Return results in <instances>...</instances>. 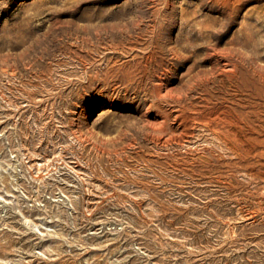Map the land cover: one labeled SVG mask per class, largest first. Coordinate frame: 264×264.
I'll return each mask as SVG.
<instances>
[{
	"label": "rangeland",
	"instance_id": "rangeland-1",
	"mask_svg": "<svg viewBox=\"0 0 264 264\" xmlns=\"http://www.w3.org/2000/svg\"><path fill=\"white\" fill-rule=\"evenodd\" d=\"M263 81L264 0H0V264H264Z\"/></svg>",
	"mask_w": 264,
	"mask_h": 264
},
{
	"label": "bare ground",
	"instance_id": "bare-ground-1",
	"mask_svg": "<svg viewBox=\"0 0 264 264\" xmlns=\"http://www.w3.org/2000/svg\"><path fill=\"white\" fill-rule=\"evenodd\" d=\"M237 1V0H236ZM63 3V2H62ZM65 3V2H64ZM99 4V3H98ZM223 5V4H222ZM224 6H225V4H224ZM226 6H227V4H226ZM227 8V7H226ZM225 9V8H224ZM96 12V11H95ZM106 14V13H105ZM111 13H109V15H110ZM116 14V13H115ZM104 15V14H103ZM106 16V15H105ZM111 16V15H110ZM119 16V15H118ZM92 17V16H91ZM116 17V16H115ZM90 18V17H89ZM93 18V17H92ZM117 19V18H116ZM87 23H88V21H87ZM93 23V22H92ZM80 26V25H79ZM249 29V28H248ZM89 31V30H88ZM81 32V31H80ZM86 32V31H85ZM180 32H182V31H180ZM184 33V32H183ZM83 34V33H82ZM177 36V35H176ZM179 37H180V35H178ZM174 38V37H173ZM178 38V37H177ZM86 39V38H85ZM90 40V39H89ZM177 40V39H176ZM84 41H87V39L86 40H84ZM88 42V41H87ZM92 51V50H91ZM151 53H153V51L151 52ZM150 56H151V54H150ZM156 59V58H155ZM137 60V59H136ZM147 61V60H146ZM150 62H151V60H149ZM155 61V60H154ZM141 62V61H140ZM149 62V63H150ZM152 63V62H151ZM154 63V62H153ZM164 63V62H163ZM136 64H137V62H136ZM142 64V63H141ZM145 64V63H144ZM143 65V64H142ZM129 66H131V65H129ZM150 66H153V65H150ZM263 66V65H262ZM108 67V66H107ZM144 67V66H143ZM134 68V67H133ZM139 68V67H138ZM155 68H157V65H156V67ZM154 68V69H155ZM159 68V67H158ZM137 69V68H136ZM148 69V68H147ZM151 69V68H150ZM163 69V68H162ZM138 70V69H137ZM141 70V69H140ZM143 71H145V70H143ZM143 71H142V73H143ZM147 71V70H146ZM145 71V72H146ZM154 71H156V69L154 70ZM159 71V70H158ZM164 71V70H163ZM130 73H133V72H130ZM129 73V74H130ZM158 73H160V72H158ZM96 74V73H95ZM151 74H153L152 72H151ZM107 75V74H106ZM145 75V74H144ZM158 75V74H157ZM153 76V75H152ZM110 77H112V76H110ZM150 77V76H149ZM148 77V78H149ZM154 77V76H153ZM144 78V77H143ZM151 78V77H150ZM157 78V77H156ZM155 78V79H156ZM118 79V78H117ZM120 79H122V78H120ZM120 79H118V80H120ZM127 80H129V79H127ZM136 80H137V78H136ZM135 80V81H136ZM140 80H141V78H140ZM147 80V79H146ZM116 81V80H115ZM101 82V81H100ZM139 82V84H140V81H138ZM144 82V81H143ZM264 82V81H263ZM115 83V82H114ZM118 83V82H117ZM147 83V82H146ZM142 84V83H141ZM149 84V83H148ZM152 84V83H151ZM155 84H157V83H155ZM153 85V84H152ZM120 86H121V83H120ZM145 86H147V85H145ZM151 86V85H150ZM157 86V85H156ZM143 87V86H142ZM141 87V88H142ZM153 88V87H152ZM150 89V88H149ZM154 89V88H153ZM157 89V87L154 89V90H156ZM125 90H126V87H125ZM144 90V89H143ZM148 90V89H147ZM152 90V89H151ZM151 92V91H150ZM166 92V91H165ZM168 92V91H167ZM153 93V92H152ZM156 93V92H155ZM157 94H158V92H157ZM159 94H160V91H159ZM161 95V94H160ZM158 96V95H157ZM159 98V97H158ZM160 114V113H159ZM236 116H238L237 114H236ZM223 118V117H222ZM224 119H225V117H224ZM242 120H244V119H242ZM237 121V120H236ZM249 120L247 119V122H248ZM156 127V126H155Z\"/></svg>",
	"mask_w": 264,
	"mask_h": 264
}]
</instances>
